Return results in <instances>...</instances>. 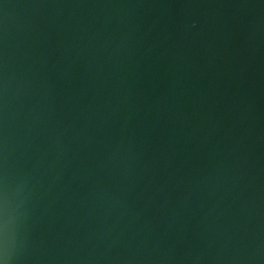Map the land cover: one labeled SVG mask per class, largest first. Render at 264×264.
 I'll return each instance as SVG.
<instances>
[{"label": "water", "instance_id": "1", "mask_svg": "<svg viewBox=\"0 0 264 264\" xmlns=\"http://www.w3.org/2000/svg\"><path fill=\"white\" fill-rule=\"evenodd\" d=\"M0 260L264 264V0H0Z\"/></svg>", "mask_w": 264, "mask_h": 264}, {"label": "clouds", "instance_id": "2", "mask_svg": "<svg viewBox=\"0 0 264 264\" xmlns=\"http://www.w3.org/2000/svg\"><path fill=\"white\" fill-rule=\"evenodd\" d=\"M0 264H5V261H3V260H0Z\"/></svg>", "mask_w": 264, "mask_h": 264}]
</instances>
